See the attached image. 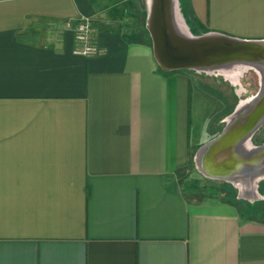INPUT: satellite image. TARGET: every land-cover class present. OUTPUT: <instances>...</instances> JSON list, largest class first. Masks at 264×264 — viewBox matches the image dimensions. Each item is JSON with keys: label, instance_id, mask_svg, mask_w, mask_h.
Segmentation results:
<instances>
[{"label": "crops", "instance_id": "1", "mask_svg": "<svg viewBox=\"0 0 264 264\" xmlns=\"http://www.w3.org/2000/svg\"><path fill=\"white\" fill-rule=\"evenodd\" d=\"M160 1L220 54L162 67ZM259 91L264 0H0V264H264Z\"/></svg>", "mask_w": 264, "mask_h": 264}, {"label": "water", "instance_id": "2", "mask_svg": "<svg viewBox=\"0 0 264 264\" xmlns=\"http://www.w3.org/2000/svg\"><path fill=\"white\" fill-rule=\"evenodd\" d=\"M160 4L159 15L162 17V21L160 24L154 23L151 28L153 31L152 43L154 52L162 67L175 69L185 65L206 64L210 59L220 54V50L213 45L209 46L200 42V40L194 39L188 41L187 36H184L182 31L178 27L176 28V25L171 23V20H168L163 8V1H160ZM262 92L259 91L248 102L249 106L254 110L252 114L243 120L235 117L230 118L229 121L234 126H237L228 130V121L222 133L215 139L216 142L240 141L241 139L238 136H241L244 130L249 131V135L259 125L264 118V91Z\"/></svg>", "mask_w": 264, "mask_h": 264}, {"label": "built area", "instance_id": "3", "mask_svg": "<svg viewBox=\"0 0 264 264\" xmlns=\"http://www.w3.org/2000/svg\"><path fill=\"white\" fill-rule=\"evenodd\" d=\"M73 52L79 55H93L98 52L94 39V28L89 18L83 17L73 26Z\"/></svg>", "mask_w": 264, "mask_h": 264}, {"label": "bare ground", "instance_id": "4", "mask_svg": "<svg viewBox=\"0 0 264 264\" xmlns=\"http://www.w3.org/2000/svg\"><path fill=\"white\" fill-rule=\"evenodd\" d=\"M176 28H177V26H176ZM231 124L232 123L229 121V125H228V128H227L228 130H231L232 128H235L237 126V125L234 126L233 124L232 125ZM248 133H249V131L244 130V132L241 133V136H238V137H240L241 140H245L247 138Z\"/></svg>", "mask_w": 264, "mask_h": 264}, {"label": "rangeland", "instance_id": "5", "mask_svg": "<svg viewBox=\"0 0 264 264\" xmlns=\"http://www.w3.org/2000/svg\"><path fill=\"white\" fill-rule=\"evenodd\" d=\"M252 109V108H251Z\"/></svg>", "mask_w": 264, "mask_h": 264}]
</instances>
